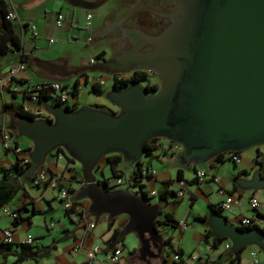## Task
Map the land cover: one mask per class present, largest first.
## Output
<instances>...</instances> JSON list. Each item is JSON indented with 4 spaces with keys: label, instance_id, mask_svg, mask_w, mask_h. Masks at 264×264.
I'll return each instance as SVG.
<instances>
[{
    "label": "water",
    "instance_id": "95a60500",
    "mask_svg": "<svg viewBox=\"0 0 264 264\" xmlns=\"http://www.w3.org/2000/svg\"><path fill=\"white\" fill-rule=\"evenodd\" d=\"M67 1L95 10L106 0ZM172 1L167 12L147 8L167 19L157 31L125 25L135 9L145 8L141 5L106 22L95 38L115 36L121 43L107 59L81 68L109 77L147 69L157 76L158 88L147 90L140 81L117 89L111 84L104 98L117 110L45 103L51 119L23 115L13 124V136L31 142L23 179L30 180L48 154L60 147L79 164L81 185L75 198L88 201L86 212L95 218L126 215L111 248L132 232L138 240L137 253L151 256V246L159 245L157 257L163 260L166 246L155 223L161 216L160 204L127 188H108L96 174L100 158L119 153L122 169H130L143 156L146 140L160 137L181 147L169 166L189 169L221 152L264 145V0ZM124 40L128 48H123ZM39 64L50 73H65L48 60ZM232 182L241 190L264 189V177L257 169L248 177L235 176ZM259 219L264 222V216ZM204 224L214 237L229 241V253L247 246L264 253V229L259 226L241 228L216 212H209Z\"/></svg>",
    "mask_w": 264,
    "mask_h": 264
},
{
    "label": "crops",
    "instance_id": "0c3cea01",
    "mask_svg": "<svg viewBox=\"0 0 264 264\" xmlns=\"http://www.w3.org/2000/svg\"><path fill=\"white\" fill-rule=\"evenodd\" d=\"M110 8L111 6L109 2L91 12L90 10L71 6L67 0H10V6H7V9H11L16 13L18 21L13 23V26L19 36L21 46L20 49H14L4 55H0V58H2L0 60V73L4 72L10 65L15 64L19 59V54L23 53L25 55L24 59L26 67L19 73L21 85H35L48 81L63 79L62 81H58L62 84L64 80L73 77L75 78L74 81L77 82L76 96L73 98L77 107L80 105H103L99 100L100 97H104V93L108 89H103L101 86V88L104 90V93L101 95H96L91 90L90 85L95 79H102L105 83L107 80V78L104 76L105 74L100 73L94 75L93 77H90L89 74L87 76L82 75L77 79V77H74V75L68 74L67 70L71 67H82L84 64H91L89 63L90 59H93V62H96L101 58L108 57V55L111 53V48L108 46V44H106L96 45L98 46V49L94 55H84L86 50L91 51V42L94 44L96 43V39L92 38L94 32L97 29L103 27L106 22L110 21L108 19V14L111 13ZM58 12H60L64 18L60 27H57L54 24V20ZM87 12L91 13V19L89 22L85 20V14ZM31 26H34V29H32ZM49 39L52 41L50 42ZM82 41L87 49L84 48V50H82L84 52L79 54L82 56V58L77 59L75 55L83 48L80 47L79 51H74V47H76L75 45L81 43ZM99 52L103 53L102 57L95 58L96 54ZM41 60H48L58 66L63 67L65 73H50L45 67L39 64V61ZM72 63L75 64L73 65ZM106 76L109 78L108 75ZM20 84H18V86H21ZM8 97L10 98L9 93L6 90H2L0 93V105L3 102L9 101L10 99H6ZM0 114L2 116L0 129L1 126L4 125L8 130L13 131V129L9 126L10 123H8L9 118L3 114V112H0ZM4 117H7V120H5ZM13 138L15 137L13 136ZM15 139L17 144L21 145L26 150L31 148V142L27 138L19 136ZM259 150L260 147H253L239 151L238 154L240 160L238 163H233L229 159H224L221 163H215L212 159L209 160L207 162V167L204 169L208 174L214 176L216 179L215 183L208 180L197 182L193 179L192 175L186 177L183 171L182 175L186 180V196L189 205L185 216L182 219L176 217L175 208L182 201L183 197L180 199H175L173 196L172 200L176 203L171 204L170 198L168 196L167 203L162 208V210L170 212L175 221L184 220L188 225H190L193 237L196 239L197 244L201 246L203 253L200 254V252H198V254L195 255L196 258L200 257L199 260H191V258H189L191 253L187 254V258H183L181 255V258L186 264H200L201 262H206L207 264L227 263V260L221 255L224 249L222 244L217 248H221V250H212L202 240V234L207 227L205 226L204 222L195 219V217L202 216L204 214L207 215L209 212L199 214L190 208L196 200L195 198L197 194L205 195L207 204H217L222 200V195H219L217 192H215L216 196L214 197V200H212V193L214 192V188L217 185L221 186L225 191L233 194L237 198V204L231 205L229 209L219 210V214L231 224H238V218L240 216L252 217L257 215V213V216L259 217L264 216V189L257 191L241 190L232 182V179L236 174H240L238 176L248 177L256 169L257 166L255 165L254 159L256 153ZM15 158V154L10 150L2 152L0 154V167H8L15 161ZM152 158H155L156 161L159 162L165 161L170 163L173 159V155L163 151L160 154H154ZM152 158L147 159V166L153 168ZM141 163H143V161H141ZM104 166H107L105 162L102 168ZM44 167L46 169H50L54 175L58 177L60 184L64 183L66 185L75 187L79 183L78 179L81 177L79 173V167H76L74 162L67 161L65 156H62L61 158L52 157L47 159ZM153 169L156 172L155 176L143 180L142 187L144 191L154 190L157 193V190L160 188V182L168 179L173 180L170 188L172 190L175 189L176 167L174 172L168 169ZM242 172L245 174H241ZM251 195H254L259 202L256 208H251L248 204V198ZM246 197L248 198L245 202ZM153 202H156V197ZM79 203L84 208H86L88 205V201L86 199H80ZM53 204H55V206L59 204L55 197V190H43L40 187L32 186L30 184V180L23 179L19 184L17 192L13 198L7 204L3 205L9 208H15L16 210L18 209V218L21 217L22 220H20L16 226H12V219L7 216L9 219L3 221V225L0 226V242L1 232L5 228H11L13 230L11 240V243L13 244L21 243L26 235H30L32 237L33 240L31 244L36 245L37 254L35 258L25 259L20 264H24L26 262H30L31 264H80L86 260L84 250L92 246L99 247V251L96 254L97 259L95 264H107L104 257V246L109 249L112 246V242L106 246V240L109 238L113 228H120L124 225L127 220L126 215H117L111 228L108 229L106 215H102L101 220L103 223L100 226L98 225L100 217L95 218L87 213L86 221L93 222L94 227L85 231L84 226L86 225L83 219H81L78 215L73 217L72 215L74 214H69L67 217L72 221H76L77 229L73 230L70 228V226L61 224V231L59 234H53V231L50 230L51 226L47 227L46 223L44 224L45 219L43 217V225L47 230L46 234H39L35 236L31 235L29 233V229L32 226L34 216H42L43 212L53 209ZM32 210H38L41 213L32 214ZM27 216L29 217V222L24 219ZM89 216H91V218ZM188 220L190 222H188ZM196 223H198L199 226L197 225L196 227H193V225ZM170 225H173L177 230L176 236H173L171 230L168 229L169 225H164L163 232L165 235H163V237L169 235L171 237V245L175 246L176 243V247L179 248L182 253H184V249L182 248L180 241L188 228L180 230L179 227L175 225V223ZM78 244H80L81 248H79L77 251H74L73 246ZM12 248L17 249L15 246ZM133 249L134 248L131 250ZM249 249L250 247H246L242 250V252L244 251L247 254ZM136 253L137 252H133L131 254L129 253L130 255L126 256L121 255V260L117 264H150V262L146 261L148 260L149 256L146 257L147 259L145 258L146 260H144V258L134 259L133 256ZM259 257L264 263V256ZM158 258L159 257L156 259ZM13 259L14 257L11 255L6 256V258L3 259L2 255L0 254V264L6 263L7 261H9L8 263L10 264ZM160 264H163L162 259H160ZM165 264H167L166 260ZM240 264H242L241 254Z\"/></svg>",
    "mask_w": 264,
    "mask_h": 264
},
{
    "label": "trees",
    "instance_id": "16d2710c",
    "mask_svg": "<svg viewBox=\"0 0 264 264\" xmlns=\"http://www.w3.org/2000/svg\"><path fill=\"white\" fill-rule=\"evenodd\" d=\"M7 10H8L7 5L2 0H0V55H4L7 52L12 51L14 49H20V46H21L19 36L14 29L13 23L5 18ZM102 55H103V53L99 52L96 54L95 58H101ZM24 58H25V55L23 53H20L19 54V60L25 62ZM143 77H144L143 74L140 72L134 73V75L130 81H140ZM15 82L17 85L21 83L20 79L15 80ZM127 82H128L127 79L121 80V81H117V80L113 79L112 84H114L115 88L117 89V88H120V85H124ZM27 86H30V85H24V86L21 85L20 88H22V89L19 92H14V91H10L8 89H4L9 93L11 99L9 101L3 102L0 105V112H3V114H5L9 118L10 121H13L17 117L23 116V115L33 117L32 114L23 110V105L27 104V103H29L30 105H38V104L42 103V102H40L41 100L48 98V96L45 94V91H40L39 95L37 96V99L35 101H30L28 99L29 97L25 93V90H26L25 87H27ZM76 88H77V82L74 81V83L72 84V86L70 88V96L72 98H74L76 96ZM90 88L96 95H101L104 93V90L101 88V85H99L96 82H93L90 85ZM146 88H147V90H151L155 87L147 86ZM17 94H20V96H21L20 102L14 101ZM91 106L101 108L103 110L112 111L111 109L106 108L103 105L93 104ZM67 108H69V107H67ZM75 108H77V105L75 104V102H73L71 109H75ZM9 126L14 130V126H13L12 122H10ZM159 138L160 137H153V138H149L146 140V142L144 143V147H143V150H144L143 155L147 156L148 158H152L154 156L153 152L158 148V144H159L158 139ZM13 142L16 143V139H13ZM238 152L239 151L221 152V153L217 154L212 160L215 163H221L224 160V155L226 153L238 154ZM59 154H61L62 156L65 155V153L62 151V149L60 147H57L48 154L47 159L52 158V157L56 158ZM65 158L67 161H72V159L67 157V156ZM103 158H104L105 164L109 167V170L111 172V176L115 177V176L121 175L123 173V169L121 167V155L119 153H108L105 156H103ZM254 160H255V165L257 166L256 169L259 171L260 175L262 177H264V150H262V151L259 150L256 153ZM28 165L29 164H27L24 168H22L18 162V158L16 157L15 161L11 165H9L8 167H6V168L0 167V207L7 204L15 195V193L17 192V189L19 187V184L23 180L21 178V176H23L24 173L26 172ZM146 167L150 168L147 165L145 167H143V163H141V159H139L136 162V165H134L130 168L132 177H138L142 168H146ZM47 172L49 173V177L54 175V173L50 169H47ZM182 174H183V169L176 167L175 179L176 180L184 179ZM241 174H245V173L242 172ZM238 175H240V174H236L235 176H238ZM101 178H103V177H101ZM146 178H151V177L147 176ZM30 180H31V178H30ZM172 181H173L172 179L161 181L160 182V188L157 190V193L155 195H153L156 197V202H158L160 204V209H161L160 214L162 216V219H160V220L156 219L155 223H156V226H161L162 230L164 228V225H170V224L175 223V225L177 226V222H178V221H175L173 219L170 212H166V211L162 210V208L167 203L168 196L169 195L174 196V190H172L170 188ZM44 188L45 187H42L43 190H44ZM138 188H139V193L145 199L152 197V196L148 197L145 194V191H144L142 185H140V187H138ZM75 196L72 197V200H73L72 208H70L68 210L63 208L64 215L68 216L69 214H72V213H74V215L80 214L79 212H75V210H74L75 205L81 206V204L79 203V199H76ZM207 209H208V212L219 213V210H220L219 203H217V204L208 203ZM85 210H86V208H85ZM16 211H18V209ZM31 213L32 214H39L41 212H39L38 210H32ZM86 214H87V212H86ZM257 215H258V213H257ZM257 215H254L252 217H256L257 219H259V216H257ZM100 216L101 215H99L98 217H100ZM115 218L116 217L107 218V228L108 229L111 228ZM205 218H206L205 214L202 216H196L195 217V219L202 221V222L205 221ZM11 219H12V221H11L12 226H16L19 223V221L22 220V218L21 217L18 218V216L16 218H11ZM24 219H26L27 222H29L28 216L25 217ZM253 226H256V225H239V227H241V228H250ZM120 228H113L112 229L109 238L106 240V246L110 242L114 241L117 238V235H118ZM261 228L264 229V226H262ZM122 239H120L118 242H120ZM202 240L212 250H216L221 244L223 245L225 241H228L224 237H214L208 228H205V230L202 234ZM170 241H171V237L169 235L163 237V243L165 244L166 248H168L167 251H165L166 250V248H165V250H164L165 254L169 255V250H171V251H173V254L177 255V258L175 260L174 259L172 260L173 264H186L184 262V260L181 258L182 252L179 250V248H176V250H173V247H172ZM13 246H15L17 249L12 248ZM244 248L245 247H243V248H241V249H239L233 253H229V248L223 249V252L221 253V255L224 256V258L227 260L226 264H240V254L242 253V250ZM36 250H37L36 245L31 244V243L21 242V243L13 244L11 242H9V243H5L3 241L0 242V254L2 255V258L5 259L6 256H10V255L14 257L13 261L10 264H20L25 259L35 258L36 254H37ZM107 250H108V248L104 246V252H106ZM133 252H134V249L130 251V254ZM173 254H172V256H173ZM190 255H189V258H190ZM199 258L200 257H198L196 259L199 260ZM162 261H163V264H165V260H163V258H162ZM202 263L207 264L206 262H201L200 264H202ZM80 264H88V263L85 261V262L80 263Z\"/></svg>",
    "mask_w": 264,
    "mask_h": 264
},
{
    "label": "built area",
    "instance_id": "2783aa9c",
    "mask_svg": "<svg viewBox=\"0 0 264 264\" xmlns=\"http://www.w3.org/2000/svg\"><path fill=\"white\" fill-rule=\"evenodd\" d=\"M7 6H10V0H2ZM5 18L12 23H16L18 21L16 13L8 9L7 13L5 15ZM63 15L58 12L54 24L57 27H60L63 22ZM91 19V13L87 12L85 14V20L89 22ZM32 29H34V26H31ZM51 42L52 40L49 39ZM89 63H93V59L89 60ZM26 67V63L24 61H20L19 59L17 62L13 65H10L4 72L0 73V93L4 89H8L10 91L19 92L22 88L18 86L15 82V80L19 79V73L23 71ZM150 71V70H149ZM113 79L117 81L125 80L124 77L121 74H114L111 76V80ZM94 82L98 83L99 85H103L104 81L102 79H95ZM129 82V81H128ZM153 85V84H152ZM25 93L29 97L28 99L30 101H35L37 99V96L39 95L40 91H45V94L48 96L47 99L41 100L40 104L38 105H30V104H24L23 110L29 112L33 115L35 118H48L51 119V115L48 114L43 105L45 103L50 104H59L63 105L65 107H72V104L74 102L73 98L70 96V89L63 86L58 81H48L44 83H39L35 85H30L25 87ZM13 131L8 130L4 125L1 126L0 129V154L5 151H12L15 156L18 158V162L22 168H24L27 164H29V158H28V152L29 150H26L21 145L13 142ZM167 150L169 151L170 155L176 154L181 150V147L179 144L174 143L172 141H168V147ZM62 155L59 154L57 158H61ZM229 159L233 163H238L240 158L239 154H228ZM193 178L199 182L203 180H208L212 182H216V179L213 175H210L207 173V171L201 167H193ZM155 170L153 168H142L140 171V174L138 177H132L131 171L129 172L127 177H124L123 174L118 176H110V177H103L102 180L105 181V184L108 188H114L119 185H126L127 187H140V185L143 184V180L146 179L147 176L154 177L155 176ZM30 184L35 187H45L44 190L52 189L55 190V197L60 201L62 207L66 210L72 208L73 206V200L72 197L76 195L78 187L81 185V183H78L77 186L72 187L66 184H60L58 177L53 175L49 177V173L47 172V169L43 166L39 169H37L34 174L31 177ZM186 180L181 179L177 180L175 182V189H174V198L180 199L186 194ZM136 192V191H135ZM216 192L219 195H222V200L219 201V206L221 210L229 209L231 205H233L235 202H237V198L231 194L228 191H225L221 186H216ZM145 194L149 196H153L156 194L154 190L145 191ZM248 204L251 208H256L259 204L257 198L254 195L249 196L248 198ZM75 212H79L78 215L83 221L85 222L84 230H88L94 227L93 222H87L86 221V210L85 208L81 207L80 205L74 206ZM81 211V212H80ZM74 214V213H72ZM0 215L8 216L11 218H16L18 216V213L15 208H9L6 206L0 207ZM162 219V216H160ZM260 219H257L256 217H244L240 216L238 218V226L239 225H256L259 226ZM52 222H50L49 226H52ZM177 226L180 230H184L187 226V223L184 220H179L177 222ZM261 227V226H259ZM12 233L13 230L11 228H5L1 232V241L5 243H9L12 240ZM24 243H31L32 237L30 235H26L23 239ZM224 249H228L230 247L229 241H225L223 244ZM79 248H81L80 244L74 245L73 250L77 251ZM99 251L98 246H92L84 250V254L86 257V262L88 264H95L96 262V254ZM259 249L255 246H251L248 250V264H260L259 259ZM105 261L107 264H117L121 260V247L117 244L113 246L112 248L108 249L104 253ZM172 258L175 260L177 258V255L173 254ZM191 260L196 259L195 255H190Z\"/></svg>",
    "mask_w": 264,
    "mask_h": 264
},
{
    "label": "rangeland",
    "instance_id": "374dc122",
    "mask_svg": "<svg viewBox=\"0 0 264 264\" xmlns=\"http://www.w3.org/2000/svg\"><path fill=\"white\" fill-rule=\"evenodd\" d=\"M109 1H116V0H109ZM126 7L127 6H125V5L122 6V4L119 5L118 10L115 7L113 9L114 13L111 14V18L121 14L126 9ZM90 11L92 12L93 10H90ZM108 37L109 36H105V37L96 39L95 40L96 41L95 44L91 42L90 47L93 49V51H92V49H91V51H89V50H86L85 52L82 51V50H84V48L87 49V47H85V44L83 43V41L81 43L76 44L75 45L76 47H74V51H79L80 47H82L83 49H81V51H79L75 55V57H77V59L82 58V56L79 55V54H81L83 52H84V55H94L97 52V49H98L97 48L98 46H96V45H106L110 41H111V47L110 48H111V53H112L114 51V49H115V44L117 42V38L112 37L109 40ZM1 59L2 58H0V60ZM72 64L74 65L75 63H72ZM84 65H86V64H84ZM97 74H100V73H98V72L89 73L90 77H93L94 75H97ZM104 76L107 78V80L105 81V83H103V85L105 84L104 87H103V85H101V86H102L103 89H105V88L109 89L111 84H112L111 77L108 78L106 75H104ZM74 80H75V78L70 77L67 80H64L62 82V84L66 88H69V87L71 88ZM6 99L9 100L11 98L8 97ZM14 101L15 102H20L21 101L20 94H17V96L14 99ZM99 101L102 102L104 107L109 108L111 110H115V107H113L108 101H106L103 96L100 97ZM4 118H5V120H7V117H4ZM1 121H2V116L0 114V123H1ZM8 123H10L9 119H8ZM12 124H14V121H12ZM158 143H159L158 144V148L153 152L154 154H157V153L160 154L163 151L166 152V153H169V151L167 150L168 141L166 139L159 138L158 139ZM259 147H260V150H264V145L259 146ZM47 158H48V156H47ZM47 158H46L45 162L47 161ZM140 159H141V161H143V167H145L147 165L148 157L143 155ZM152 159H153L152 160L153 168H155V169H164V170L168 169V170L173 171V172L175 171V167L169 166L168 162H165V161L159 162V161H156L155 158H152ZM45 162H44V164H45ZM230 163L233 164L232 162H230ZM74 164L76 165V167H79V164L77 162H74ZM103 164H104V158L101 157L99 162H98V166L96 167L97 176L99 177V175H100L101 177H105V178L110 177L111 176V172L109 170V167L108 166H104L102 168ZM195 167H201V168L204 169L205 167H207V162L206 163H201V164H196ZM99 168H101V169H99ZM183 171H184V174H185L186 177H189L191 175L193 176V174H194L193 168L183 169ZM129 172H130V169H126V170H123L122 174H123L124 177H127ZM21 178H22V176H21ZM114 188H127L130 192H135L136 191V192L139 193V188L138 187H127L126 185H119V186L114 187ZM215 192H216V187L214 188V192L212 193V200H214V197L216 196ZM172 197H173V195H169L170 203L171 204H175L176 202H174L172 200ZM247 198L248 197H246L245 202L247 201ZM154 199H155V196H152V197L148 198V201L153 203ZM195 199L196 200L194 201V203L192 204V206L190 208L193 211L198 212L199 214L207 213L208 209H207L206 196L205 195H201V194H197ZM57 201H58L59 204H57V206H55V204H53V209L43 212L42 216H40V215L34 216L32 226L29 229V233L31 235L35 236V235H39V234L40 235L46 234L47 230L45 229V227L43 225V217L45 219L44 220V224L46 223L47 227L49 226L50 222L53 223L51 227L49 226L50 230L53 231V234H59L60 233L61 224H66V225L70 226V228L73 229V230L77 229L76 221H72L66 215H64L63 207H62V205H61V203H60V201L58 199H57ZM234 204H237V202H235ZM175 208H176V217L182 219L185 216V214H186V212H187V210L189 208L186 194L183 196L182 201ZM72 216L75 217V215H72ZM89 217L91 218V216H89ZM101 217H102V215L100 216V220L98 222V225H100V226L103 223L102 220H101ZM7 219H9L7 216L0 215V226L3 225V221H6ZM188 219H189V217H188ZM188 222H190V221L188 220ZM197 225L199 226V224L196 223L195 225H193V227H196ZM168 229L171 230V233L173 234V236H176L177 230L174 228L173 225H169ZM185 229H187V230L185 231V233H184V235H183V237H182V239L180 241V243L182 245V248L184 249V253H182L183 258H187V254L188 253H191V255H197L198 252H200V254H202L203 251L201 249V246H199L197 244V241L193 237V234L191 232L192 231L191 226L187 224ZM162 233H163V235H165L164 232H162ZM61 243H62V241H61ZM117 245L121 247V255L126 256V255H130L129 253H130L132 248H134V252H136V249L138 247V240H137L135 234L130 232V233L126 234L124 236V238L120 242L117 243ZM172 247H173V250H176V248H177L176 247V243H175V246H172ZM247 247H251V246H247ZM167 250H168V248H166V251ZM217 250H221V248H219ZM172 254H173V251H171V250H169V255L168 256L165 254L167 256V258H166V263L167 264H173L172 263V258H171ZM259 256H264V253H262L260 251L259 252ZM259 259H260V264H264L260 257H259ZM156 261L157 262H155V263H153V262H151V263L152 264H160V259L159 258ZM8 262L9 261H7L6 263H1V264H9ZM241 262H242V264H248L247 263L248 262V254H246L244 251L241 253ZM24 264H31V263L30 262H26ZM142 264H145V263H142Z\"/></svg>",
    "mask_w": 264,
    "mask_h": 264
},
{
    "label": "flooded vegetation",
    "instance_id": "af4514ba",
    "mask_svg": "<svg viewBox=\"0 0 264 264\" xmlns=\"http://www.w3.org/2000/svg\"><path fill=\"white\" fill-rule=\"evenodd\" d=\"M108 2L110 3V6H111V8H110L111 9V13L108 14V19L110 21L113 20V19H115V18H117L118 16L122 15L123 13H125L131 6H134V5L145 6V8L140 7L138 9H135L124 20V23L127 26L138 27V28H142V29L147 30V31H157L160 28H162L166 24V22H167V19L159 18V17L153 15L147 8H152V9H155V10H157L159 12H161V11L162 12H167V11L170 10L171 5L173 3L172 0H116V1L106 0L100 7L104 6ZM121 4H122V6H124V5L127 6L126 9L121 14H119V15L111 18V14L114 13V10L113 9L116 7L117 10H118L119 5H121ZM100 7H98V8H100ZM98 30L99 29H97L94 32L93 37H92L93 39H96L94 35L97 33ZM112 37L117 38V42L115 44V49H117L118 46H119V44L121 43V40H120V38L115 37V36H109L108 39L110 40ZM107 44H108L109 47H111V41L109 43H107ZM128 47H129V44L127 43L126 40H124L123 48H128ZM112 53H110L108 55V57ZM108 57H105L104 59H107ZM81 68L82 67H71V68H69L67 70V73L74 75V77H77V79L80 76H82V75L87 76L89 74V72L82 71ZM139 72L142 73L143 76H144L140 80V82H141V84L143 86H145V87H147V86H149V87L153 86L155 88H158L159 87V80H158L157 76L152 71H149L147 69H143V68H133V69H131L128 72H125V73L116 72L114 74H121L124 77V79H127L128 81H130L132 79L134 73H139ZM120 86H122V85H120ZM115 110H117V109L115 108ZM228 154L229 153H226L224 155V159H229ZM97 166H98V164H97ZM160 219L161 218H159L158 220H160ZM259 226H261V227L264 226V222L263 221H259ZM157 228H158V230L160 232L163 231L161 229V226H157ZM158 249H159V245L151 246V250H152L153 255H151V256L148 257L146 255L145 256H141L139 253H136L133 257H134V259L135 258H141V259L144 258V260H146L145 258L148 257V260H146V261H148L150 263L151 262L155 263L156 260H157L156 258H157V254H158ZM163 257H165V260H166L167 256L165 255V252L163 253Z\"/></svg>",
    "mask_w": 264,
    "mask_h": 264
}]
</instances>
